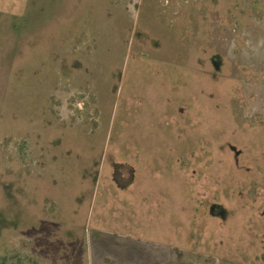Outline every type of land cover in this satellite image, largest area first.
Here are the masks:
<instances>
[{
    "label": "rangeland",
    "instance_id": "1",
    "mask_svg": "<svg viewBox=\"0 0 264 264\" xmlns=\"http://www.w3.org/2000/svg\"><path fill=\"white\" fill-rule=\"evenodd\" d=\"M0 262L264 264V0H0Z\"/></svg>",
    "mask_w": 264,
    "mask_h": 264
},
{
    "label": "trees",
    "instance_id": "2",
    "mask_svg": "<svg viewBox=\"0 0 264 264\" xmlns=\"http://www.w3.org/2000/svg\"><path fill=\"white\" fill-rule=\"evenodd\" d=\"M0 264H4V263H1V262H0Z\"/></svg>",
    "mask_w": 264,
    "mask_h": 264
}]
</instances>
